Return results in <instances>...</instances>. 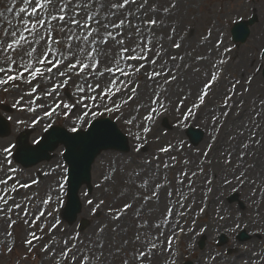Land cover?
<instances>
[{
  "label": "rangeland",
  "instance_id": "1",
  "mask_svg": "<svg viewBox=\"0 0 264 264\" xmlns=\"http://www.w3.org/2000/svg\"><path fill=\"white\" fill-rule=\"evenodd\" d=\"M180 1L181 3H179ZM180 1L148 0L141 12L142 19L145 22L151 19L157 21L159 27L150 31L157 34L158 44L162 42L163 59L168 60V64L165 67L172 69V72L175 73V79L172 78L170 73L167 79L172 80V83L161 87L160 83L148 81L146 77L137 78L136 83L140 85L138 89L139 99L134 101L133 107L139 105L141 111L137 114V121L131 127L125 125L123 119L117 120L116 115L107 114V117L114 120L120 130L128 137L130 152L124 156L107 152L101 154L95 161L91 172L93 192L88 197L82 191L80 197L83 206L80 220L88 222L87 228L79 231L77 224L74 226L66 225L62 222L59 212L57 217L54 216L52 220L53 223L58 221L64 230L57 233V238L63 236L64 239H67L69 235L76 234L85 244L96 247L98 250L99 246L102 245L104 264H141L140 261L136 260L140 250L147 252L151 264H181L187 260H192L194 264H211L209 257L219 259L221 264H239V261H242L240 264H250L249 258L254 252L258 256L264 255V227H261L264 208L260 197H256L260 201L259 205L252 203L254 198L252 194L249 195L252 200L245 203L243 196L246 192L241 193L234 186L235 189H230L229 192L227 191L220 196L212 197L209 193L210 189L207 190L210 185L207 181L215 176H212L206 167L210 161L216 162L221 155L222 149L220 150L218 136L222 132L223 126H229L230 119L232 121H241L244 117L246 118L247 126L251 125L253 127L252 134L248 137V143L252 142L251 145L253 147L256 145L261 154L264 155V110L262 118L258 117L260 108L264 104V99H249L245 97L247 95L245 89L249 88L250 85L252 86L255 82L261 85L259 88L264 92V81L261 79L259 71L264 67V58H260L264 40L261 42L257 40L261 38L259 25L263 28L264 24V8L261 13V6L264 5V0H232L230 2L223 0ZM141 2L143 3V0ZM4 4L5 0H0V5ZM171 5H176V7L171 8ZM252 6L255 8L258 19L257 26L256 28H251V35L244 45H233L230 40L229 29L236 21L248 18ZM110 7L111 5L109 4ZM129 7L133 11L137 8L136 5H130ZM152 8H155L156 12H152ZM258 8L259 11H257ZM165 9L169 10L166 12ZM133 19L135 18L133 17ZM256 29L258 34L255 33ZM169 34H171V39H169ZM177 42L180 43L181 47L173 51V46ZM252 50L256 63L251 65L250 71L241 73L238 70L233 73V71L225 70L224 65L232 64L231 62L235 61L237 55L247 54ZM217 52L221 55L215 58V63L208 71L206 78L203 79L201 77V81L195 90L196 93H187L188 86H192L196 82L197 76L191 84H186L187 77L199 74L204 58ZM170 56H176L177 59L171 60ZM163 59L159 63L163 64ZM220 61H226V63H220ZM256 64L257 66H254ZM222 73L225 74L224 78L221 76ZM200 74L203 76L202 72ZM213 74H218V76L213 88L209 90L210 95L205 97V103L196 109L195 117H190L184 123H181L183 114L195 102H198L203 85L211 79ZM163 79L165 78L161 77L160 81L162 82ZM234 84L235 88L233 89L232 86ZM229 89H232V91H229ZM156 92L160 93V99L164 101L165 108L159 109L162 114L155 116L153 121L144 122L150 124L151 131L146 138L142 136L139 140L141 143H139L137 134L143 130L141 121L143 116L151 111V101L156 98ZM225 94L232 96V100L227 101L231 105L230 108L222 107L226 101ZM16 98H18L17 93L9 95L0 93V104H6L13 110L10 115L0 112V115L7 120L10 128L9 135L0 139V168H3L4 173H7L9 168L17 169L12 174L21 183L31 184L33 181H38L35 188L29 189L27 193H19L17 196L26 198L27 195H34L36 201H32V203L38 201L41 206H43V199L51 196L54 203L49 205L50 209H46V211H49L53 207L52 205H56L57 202L63 205L65 200V185L63 190L60 191L61 195L57 194L56 197L52 195V192L49 193L46 188V184L53 180L59 181V184L64 182V171L60 166V164L62 165L61 158L56 153L57 158H53L50 162H44L36 167L24 170L12 160L15 140L20 133L30 130L29 143L33 144L42 136L48 123H51L52 126H61L69 130L73 126V120L77 119L78 113L70 114L67 120L62 118V113L61 117H53L52 120L41 121L33 127V120L43 115V111L31 115L27 112L16 111L13 107ZM254 99H256V107L252 105ZM181 104L183 107L178 109L177 106ZM22 106L28 107L26 104ZM225 111L229 112L227 117L223 115ZM202 112L203 114L201 115ZM210 112L217 113L218 125L211 129L210 126L209 132H207L203 129L205 124H202V118L203 116H208ZM125 116H127V112ZM254 117L255 119H253ZM92 119L85 118V122L81 123L80 128L85 129L88 122ZM137 124L140 126L137 127ZM189 127H196L205 133V138L199 146L192 147L188 144L184 132ZM219 127L221 128L219 129ZM228 129L230 130L231 127L229 126ZM256 132L261 133V135L258 137ZM252 136H255V139H252ZM138 144L143 145L139 151H137ZM162 147H172L173 151L171 154L165 153L160 157V160H152V157L156 156ZM5 148H12L10 165L7 162H3V150ZM178 149L182 150L178 151ZM205 152H208L207 157L204 156ZM173 155L181 160L178 163L177 161H171L170 156ZM188 155L196 156L193 169H195L194 171L197 172V175L190 182L191 188L185 186L189 183L187 177H184V185L178 186L176 184V179L180 176L182 170L187 171L190 175L192 173V170L183 163ZM164 159H169L170 163L175 164V167L163 172L157 170V163ZM147 160H152V163L146 164L145 161ZM201 160L204 161L203 164L200 163ZM110 163H114L115 168L107 171ZM162 167L161 163V169ZM249 167L250 164L245 166V169ZM232 168L238 171L231 174L228 180H233L234 178L238 182L235 177L243 169L237 163L233 164ZM243 171L245 173L244 180L238 183L245 190H251L254 184L252 183L253 179L247 175L245 170ZM197 178H202L201 181L204 188L201 194L204 196L202 203L199 202L193 212L190 213L187 205L188 198L193 196L196 190ZM142 179L147 180L148 187H139ZM158 179L166 185L169 191L173 192V199L184 200L185 208L181 209V211H185L186 214L178 217L183 225L182 229L179 225H176L175 232L172 231V227L170 229L168 236L173 237V244L167 245L168 236H164L163 239L156 240V244L159 247H156L155 252H151L148 250L153 245L148 238L151 232H160L161 230L152 228L150 232H144L143 237L137 239L142 231L137 226L141 223H148V218L152 219L153 224L157 223L161 219V214L165 211V205L172 206V201L163 195V191L157 193L156 200L147 204L144 203V198L151 194V186ZM179 188H183L184 192L187 193V199L176 195ZM58 196L60 198L56 199ZM212 199L213 201L220 199L224 205L231 207L234 213L231 214L226 210L224 215H221L219 212L211 211L209 205ZM89 201H92V203L89 204ZM127 203H131L133 207L127 213H121L120 209ZM96 205L100 206L96 207ZM202 208L204 212L201 214ZM30 211L34 210L30 209ZM3 215V213H0V216ZM10 215L12 220L7 217L0 219V264H51L47 254L40 250L43 246L42 242L38 241L36 248L25 246L30 229L19 218L17 213H11ZM113 215H120L121 219L119 221L114 220L112 218ZM220 216H224L226 219L221 221ZM176 218L174 213L173 221ZM234 219L238 222L239 220L243 222L242 220L249 219L254 224L253 232L250 233V230L245 225L239 228L231 225L229 221ZM13 221H15L13 227L9 228V224ZM43 223H48V221H43ZM226 225L235 230H227ZM259 225L260 227H257ZM101 229H103L102 232H100ZM32 231H36L38 235H41L38 228L32 229ZM209 231L211 232L209 233ZM240 232H245L250 240L245 243H238L236 236ZM175 233L177 234L176 236H174ZM220 234L224 235L226 241L219 245L217 240ZM201 237H205L207 241H204L205 248L200 252L197 245ZM48 239L46 236L44 242H48ZM165 248L171 249V252H166ZM163 253L166 255L165 258L162 256ZM144 264H147V262H144Z\"/></svg>",
  "mask_w": 264,
  "mask_h": 264
},
{
  "label": "snow or ice",
  "instance_id": "2",
  "mask_svg": "<svg viewBox=\"0 0 264 264\" xmlns=\"http://www.w3.org/2000/svg\"><path fill=\"white\" fill-rule=\"evenodd\" d=\"M147 3L148 0H143V3L141 0H5V4L0 5L2 9L0 10V93L18 94L13 105L16 111L27 112L30 115L43 111V115L33 120V127L41 121L61 117L62 113V118L67 120L74 112L78 113L77 119L73 120V126L69 129L73 134L79 131L85 118L92 119L105 114L116 115L117 120L123 119V123L131 127L137 121V114L141 111L139 105L133 107L134 101L139 99L140 85L136 83L137 78L146 77L148 81L160 83L161 87L172 83V80L167 79L170 73L175 79L172 69L165 67L168 60L163 59L162 42L158 44L157 34L150 31L159 27L157 21L151 19L145 22L142 19L141 12ZM130 5H136V10L133 11ZM170 7L174 8L176 5ZM168 10L165 9L166 12ZM152 12H156V9L152 8ZM180 47V43H175L173 51ZM169 58L177 59L176 56ZM161 59L163 64L159 63ZM220 63H226V61H220ZM217 76L218 74H213L211 79L203 85L198 102H195L183 114L181 123L196 116V109L205 103V97L210 95L209 90L213 88ZM161 77L165 78L162 82ZM232 88H235V84ZM155 95L156 98L151 101V111L144 115L141 121L143 130L137 134L138 141L142 136L146 138L151 131L150 124L144 122L153 121L155 116L162 114L159 109L165 108L164 101L160 99V93L156 92ZM225 95L226 101L222 107L230 108L231 105L227 101H231L232 96ZM25 104L28 107L22 106ZM180 107L183 105L177 106L178 109ZM126 112L127 116H125ZM223 115L227 117L229 112L225 111ZM139 126L137 124V127ZM51 127L52 124L48 123L45 130ZM251 138L255 139V136ZM141 147L143 145L138 144L137 151ZM248 147V143L243 144L244 149ZM3 151V162L10 165L12 148H5ZM172 151V147H162L152 160H160L165 153L171 154ZM204 156L207 157L208 152H205ZM176 159V156H170L171 161ZM244 159L245 154H241L238 162L242 164ZM152 160H147L145 163L151 164ZM183 163L187 164L188 161L184 160ZM200 163L203 164L204 161L201 160ZM225 163L230 164L232 161L226 160ZM174 167L175 164L170 163L169 159H164L156 165V169L162 172ZM16 171L15 168H9L8 172L4 173L3 168H0V173H3L0 174V213L4 214L0 216V219L7 217L12 220L11 213L19 215L30 229L25 246L36 248L37 242H42L43 246L40 250L47 254L51 264H104L102 245L98 250L96 247L85 244L76 234L69 235L67 239L63 236L57 238V233L64 230L58 221L52 222V213L57 209L51 208L46 211L48 206L54 203L51 196L43 199V206L38 201L32 203L36 201L34 195H27L26 198L17 196L19 193H27L29 189L35 188L38 181H33L31 184L21 183L12 174ZM196 175L195 171L190 175L182 170L176 179V184L184 185V177H187L189 183L185 186L191 188L190 182ZM244 176L245 173L241 170L235 179L243 182ZM228 182L231 183V181ZM207 183L210 184L211 180ZM252 183H255V180ZM139 187H148L147 180L142 179ZM151 187V194L144 198L145 204L156 200L157 193L163 191V195L172 201V206L165 205V211L161 214L159 223L153 224L152 219L148 218V223L139 224L137 227L142 231L137 239L143 237L144 232H150L152 228L161 229L169 223L172 224L173 232L176 225L183 228L178 217L186 214L185 211H181L185 208L184 200L173 199V192L169 191L159 179ZM63 188L64 182H61L60 188L54 191L60 192ZM259 192H264V188L257 186L253 191V204L259 205L260 201L256 198ZM176 195L187 199V193L183 188H179ZM59 198L58 196L56 199ZM91 203L92 201H89V204ZM99 206L96 205V207ZM132 207L131 203H127L120 212L127 213ZM203 212L202 208L201 214ZM174 213L177 218L172 221L170 218ZM112 218L117 221L121 219L120 215H113ZM225 219L224 216H220L221 221ZM14 223L15 221L10 223L9 228L13 227ZM36 228L41 235L32 231ZM236 228H239V224ZM226 229L235 230L227 225ZM102 231L103 229L100 230ZM46 236L49 239L45 243ZM163 237V231L151 232L148 239L153 247L148 251L155 252L156 247H159L156 240ZM171 244H173V237L168 236L167 245ZM164 250L171 252L169 248ZM212 259L214 260L215 257ZM136 260L141 264L144 262L151 264L144 250H140ZM249 262L264 264V255L258 256L254 252Z\"/></svg>",
  "mask_w": 264,
  "mask_h": 264
},
{
  "label": "bare ground",
  "instance_id": "3",
  "mask_svg": "<svg viewBox=\"0 0 264 264\" xmlns=\"http://www.w3.org/2000/svg\"><path fill=\"white\" fill-rule=\"evenodd\" d=\"M180 1V0H179ZM186 1V0H184ZM181 3V1L179 2ZM186 5H188V3H186ZM260 33H261V38H258V42H261L264 40V28L259 27ZM256 34L257 33V29H256ZM255 48V47H253ZM252 51H250L247 54H239L236 56V59L234 62H231L232 64H228V66L225 67L226 71H233L236 72L238 70H240L241 73H243L245 71V73L247 71H250V67L251 65L256 63L255 60V56L252 53ZM220 53H214V54H210L209 57L207 56V58H204L203 60V64L201 65V69L199 70V74L195 75V76H188L187 77V81L186 84H191L195 77L197 76V80L196 82L192 85V86H188L187 89V93L191 92V93H196V87L198 86V83L201 81V77L204 79L206 78L208 71L210 70V68L212 67L213 63H215V58L219 57ZM183 63V61H182ZM231 66V67H230ZM254 66H257L254 65ZM254 69V67H253ZM200 72L203 73V76L200 74ZM225 77V74L223 75V78ZM259 86H261L258 82H255L252 86L250 85L249 88L247 87V91L245 97L252 99V98H259V100L264 99V92L262 90H260ZM201 88V87H200ZM244 97V96H243ZM256 99H254V101L252 102L253 107H256ZM243 106V105H241ZM262 108H260V112L258 113V117L262 118V112L264 110V104L261 106ZM203 114V112L201 113V115ZM217 113L215 112H210L208 116L202 118L203 122L202 124H205V127H203V129L207 132H209V127L211 128H215L217 127L218 123H217ZM214 119H216V122L213 123ZM228 120V119H227ZM208 122V124H206V122ZM247 120L244 117L241 121H232L230 119V124L229 126L231 127V129L229 130V126H223L222 127V132H220L219 136H218V140H219V145H220V150L222 149L221 155L217 158L216 162H212L210 161L207 164V168L208 170L211 172L212 177L211 183L208 187L207 190L210 189V195H212V197H215L217 195H221V194H225L227 191L229 192L230 189H235L234 187L238 188L240 190L241 193H245V195L243 196V199L245 201V203L250 202L252 200V197H250L249 195H253V191L257 188V186L263 187L264 188V155L261 154L260 150L256 147V145L253 147L251 145L252 142L248 143V137L252 134L251 131H253V127L251 125L247 126ZM213 125V126H212ZM221 127H219L220 129ZM241 133H243V135H241ZM258 137L261 135V133H257ZM205 138V137H204ZM139 143H141L139 141ZM244 143H248L249 147L247 149L243 148V144ZM241 154H245V159L244 161L241 163L238 162V158L239 155ZM195 158L196 156H192V155H188L186 157V160L188 161V163L186 164L187 167L192 170L191 172H193L195 169H193L195 167ZM181 159H176L177 163L180 161ZM226 160H231L232 163L230 164H226L225 161ZM240 164V168L245 170L247 175H249L250 177H252L253 180H255V183L253 184L252 189H247L245 190L243 186H241L240 183L236 182L233 178V180H228V177L231 176V174H234L236 171H238L237 169L232 168L233 164ZM251 167H249L248 169H245V166L249 165ZM115 168V164L114 163H110L108 165L107 171H110L111 169ZM206 174V172H205ZM202 178H197V183H196V190L193 193V196H190L188 198V208L190 209V213L193 212V209L196 208V205L199 204V202L202 203L203 201V196L201 194L204 185H202ZM228 181H231V183H229ZM234 186V187H233ZM46 188L47 190H49V192H52V195H54L55 197L57 196V194H59L58 191H54V189H59V181L57 180H53L52 182H49L46 184ZM248 195V196H247ZM257 197H260L263 208H264V192H260L257 194ZM210 206V210L211 211H215V212H219L221 215H224V213L226 212V210H228L231 214H233V209L231 207H227L226 205H224L220 199H217L216 201H211ZM57 207V206H56ZM53 208V207H51ZM50 209L49 206L47 208V210ZM57 209V208H56ZM52 216H57L56 211L52 213ZM173 217V216H172ZM172 217L170 218L172 221ZM241 220L236 221L231 220L229 221V223L233 226H236L237 224H239V227H243L245 225V227L247 229L250 230V233L253 232L254 229V224L249 220H242L243 222H240ZM159 223V221L157 222ZM172 227V224L169 223L168 225H164L162 226L161 229H157V230H161L164 233V236H168L170 229ZM257 227H260L257 226ZM261 227H264V216L262 219V224ZM211 231H209L210 233ZM208 233V232H206ZM164 238V237H163ZM163 250V249H161ZM165 258V254L163 253L162 255ZM211 264H221V261L219 259H212V257H209ZM243 260V259H242ZM242 261H239V264Z\"/></svg>",
  "mask_w": 264,
  "mask_h": 264
},
{
  "label": "water",
  "instance_id": "4",
  "mask_svg": "<svg viewBox=\"0 0 264 264\" xmlns=\"http://www.w3.org/2000/svg\"><path fill=\"white\" fill-rule=\"evenodd\" d=\"M237 28H240V27L239 26L235 27V29H237ZM235 29H233V31L235 33H237V31ZM234 36H235V34H234ZM240 41H242V40H240ZM0 128H2L3 130H7L6 125H2V127H0ZM57 130L58 129L50 130L46 134V136H48L47 140H46V136H45L43 138V140L38 144V146L36 148H28L27 145H26V136H23V138L20 139L19 142H18V148H17L18 160L20 161V156L23 159H29V160L30 159H35V158H32V156H35L41 150H42V152L44 154H46V151H48V148H50L49 145L52 143L53 140H56L57 138L58 139H62V135ZM105 138H106V134L102 133L96 138V140L97 141H102ZM44 141H46V143H44ZM31 164H28V165H31ZM241 238H242V236H241ZM222 242H223V240H222Z\"/></svg>",
  "mask_w": 264,
  "mask_h": 264
}]
</instances>
